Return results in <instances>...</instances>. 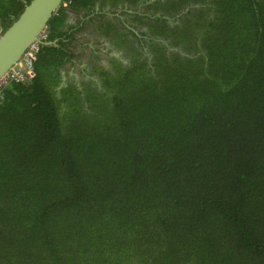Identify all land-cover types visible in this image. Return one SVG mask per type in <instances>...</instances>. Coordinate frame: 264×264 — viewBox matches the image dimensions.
Returning a JSON list of instances; mask_svg holds the SVG:
<instances>
[{
    "label": "trees",
    "instance_id": "1",
    "mask_svg": "<svg viewBox=\"0 0 264 264\" xmlns=\"http://www.w3.org/2000/svg\"><path fill=\"white\" fill-rule=\"evenodd\" d=\"M64 1L2 90L0 264H264V0H154L167 15L137 21L179 14V53L82 91L55 89L85 28L68 12L139 0ZM29 2L0 0V28Z\"/></svg>",
    "mask_w": 264,
    "mask_h": 264
},
{
    "label": "flooded vegetation",
    "instance_id": "2",
    "mask_svg": "<svg viewBox=\"0 0 264 264\" xmlns=\"http://www.w3.org/2000/svg\"><path fill=\"white\" fill-rule=\"evenodd\" d=\"M142 1L139 0L137 5L133 7L127 6L124 8L119 5L116 8H110L104 6L101 11H98L100 8L96 6L94 7V12H88L90 14H86L84 11L79 13L68 12L65 25L62 27L63 31L67 27L79 26L83 23H85V28L81 32L76 33L77 41L72 44L71 50L75 58L65 62L61 68L59 72L60 82L55 88L56 90L67 86V84L75 86L79 91H82L81 86L83 84H89L92 89L98 90L101 86L100 81L104 78L100 71L115 76L114 73L120 68L125 70L133 62L138 61L144 62L146 68L153 71L151 75H154L153 58L155 54L152 50L153 48L158 49L155 46L165 49V54L168 58L170 54L179 53L182 46L171 39L173 35H182L185 32L181 25L182 22L180 21V23L177 20L179 14L175 16V19L173 17L174 21L172 18L169 19L165 16L167 18L164 25L168 28L170 27L165 33H160L159 28L149 33L147 27L138 22L137 19L142 18L144 20H141L145 22L147 21L145 17L148 15L149 18L154 16L156 8H159V11L156 12L158 15L163 14L164 10L160 6H153L147 12L145 8L151 7L152 5L150 6V4L154 0L145 2V7L142 6ZM162 4H165V2ZM186 9L187 5L181 11ZM203 12L206 13L205 11ZM90 17H94L96 21L88 23L87 20ZM102 29V32H106L105 35L100 33ZM142 32L146 33L147 36L140 35ZM46 42L49 41L46 40ZM92 52H96L98 60L92 57ZM187 53H189L190 57H197L200 54L197 51H188ZM84 105L86 107L85 103Z\"/></svg>",
    "mask_w": 264,
    "mask_h": 264
},
{
    "label": "water",
    "instance_id": "3",
    "mask_svg": "<svg viewBox=\"0 0 264 264\" xmlns=\"http://www.w3.org/2000/svg\"><path fill=\"white\" fill-rule=\"evenodd\" d=\"M64 0H30L23 11L0 36V79L20 60L34 43H43L41 37L47 32L48 22L62 7Z\"/></svg>",
    "mask_w": 264,
    "mask_h": 264
},
{
    "label": "built area",
    "instance_id": "4",
    "mask_svg": "<svg viewBox=\"0 0 264 264\" xmlns=\"http://www.w3.org/2000/svg\"><path fill=\"white\" fill-rule=\"evenodd\" d=\"M67 2L62 3V7L67 6ZM3 33V29L0 28V36ZM43 43L47 40V32L44 33L41 37ZM42 43H34L32 44L24 53V55L20 58L18 62H16L11 69L8 71L6 75H4L0 79V102L2 99V90L4 87L10 84H21L31 80L33 76V68L37 59V55L39 53L40 46Z\"/></svg>",
    "mask_w": 264,
    "mask_h": 264
}]
</instances>
